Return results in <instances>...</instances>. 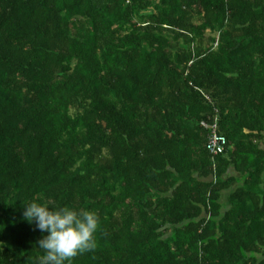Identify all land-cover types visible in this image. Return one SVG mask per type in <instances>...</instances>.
Wrapping results in <instances>:
<instances>
[{"label": "trees", "instance_id": "16d2710c", "mask_svg": "<svg viewBox=\"0 0 264 264\" xmlns=\"http://www.w3.org/2000/svg\"><path fill=\"white\" fill-rule=\"evenodd\" d=\"M32 201L98 214L72 264H264V0H0V264Z\"/></svg>", "mask_w": 264, "mask_h": 264}, {"label": "clouds", "instance_id": "9594fccd", "mask_svg": "<svg viewBox=\"0 0 264 264\" xmlns=\"http://www.w3.org/2000/svg\"><path fill=\"white\" fill-rule=\"evenodd\" d=\"M23 216L46 233L38 241V247L44 250L39 264H72L78 254L96 247L99 217L94 211L67 206L53 208L32 201L26 204Z\"/></svg>", "mask_w": 264, "mask_h": 264}, {"label": "built area", "instance_id": "2783aa9c", "mask_svg": "<svg viewBox=\"0 0 264 264\" xmlns=\"http://www.w3.org/2000/svg\"><path fill=\"white\" fill-rule=\"evenodd\" d=\"M227 146V138L219 133L218 123L216 122L212 127L207 144V150L212 158L213 166L215 169L217 168L216 159L226 153Z\"/></svg>", "mask_w": 264, "mask_h": 264}, {"label": "rangeland", "instance_id": "374dc122", "mask_svg": "<svg viewBox=\"0 0 264 264\" xmlns=\"http://www.w3.org/2000/svg\"><path fill=\"white\" fill-rule=\"evenodd\" d=\"M233 174V172H231Z\"/></svg>", "mask_w": 264, "mask_h": 264}]
</instances>
